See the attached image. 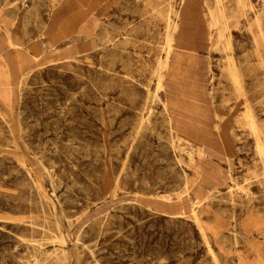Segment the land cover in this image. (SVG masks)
Wrapping results in <instances>:
<instances>
[{"label": "rangeland", "instance_id": "obj_1", "mask_svg": "<svg viewBox=\"0 0 264 264\" xmlns=\"http://www.w3.org/2000/svg\"><path fill=\"white\" fill-rule=\"evenodd\" d=\"M251 1L231 28L240 95L222 45L182 52L158 86L160 13L181 12L187 44L215 0H0V264H264V0ZM185 100L232 119L226 151L179 121L169 106Z\"/></svg>", "mask_w": 264, "mask_h": 264}, {"label": "bare ground", "instance_id": "obj_2", "mask_svg": "<svg viewBox=\"0 0 264 264\" xmlns=\"http://www.w3.org/2000/svg\"><path fill=\"white\" fill-rule=\"evenodd\" d=\"M187 1L193 2L194 0H182L183 7ZM234 2H235V11L227 3H225L224 0H215V5L209 8L210 11L208 10L210 12V22L207 25V27L205 28V31L202 33H196L195 35L194 34L191 35V40L187 44H183V42H181L182 37H183V30H182V26L180 23V21L182 19L181 12L176 11L177 13L176 14L174 13L176 20H178L177 22L174 19H172V17L170 16L171 13H168L166 15H164L163 12L160 13V15L165 20V27L164 28H165V33H166L165 38L167 39V41H166L167 46L165 45L166 48L164 47L165 48V58L164 59L162 58V61L160 63L161 69L165 70V72H160L158 75L159 89L165 90V92L168 93L166 91L167 77L170 75V73L174 69V67H176V65L180 63V60L182 59V54H181L182 52H189L190 51V52L195 53V50L206 49V50H208L209 54H211L214 51H220V46L222 45V46H224V49L222 52H225V55L223 57V59L225 60L224 67L227 70L225 78L227 80L231 81L233 84H235L240 95L243 93V91H242L243 74L241 73V70L238 67L237 60L235 59V55L233 53V49H232V45H231V43H232L231 42V28L233 26L237 27L238 24L240 23L239 19L241 17L246 16L248 11L250 12L249 9L252 8V1L251 0H235ZM162 6H163V4L161 5V7ZM159 7H160V5H159ZM171 9H173V8H171ZM173 11H174V9H173ZM236 11H237V14L236 13L234 14V12H236ZM174 14L172 16H174ZM161 21H163V20H161ZM261 21H262V19H261ZM68 30H69V24L67 22L63 23L59 29L58 36L61 37V36L65 35L68 32ZM208 61H209V59H208ZM158 64H159V62H158ZM9 78H10V76H9ZM183 97H185V95ZM159 101H161V100H159ZM169 107L178 116V119L181 123L194 125L195 129H197V131L200 134H202V135H204V137L208 138V141L204 142L205 146L206 145L208 147L210 145L215 146V144L219 145V146L221 145L222 148L226 151V146L224 144H225V140L227 139V137H226L227 131L231 127L232 119L230 117H226L224 119H221L218 114L217 115H210V114H206V113L204 114L200 111L199 108L192 107V105L189 104V102H187L186 100L183 102H178L176 104H172ZM164 111H165V109H164ZM246 120H247V124L250 128L251 133L256 138L258 145L262 146V142H263L262 137L263 136L261 135L260 128H259L257 121L255 120L254 116L247 113ZM240 126H241V124H240ZM232 129H233V127H232ZM216 132H218V137L215 138L214 134H216ZM206 138L204 140H206ZM256 146H257V144H256ZM227 148H228V146H227ZM260 151H261V148H260ZM211 179L212 178H208V176H206V177L204 176V178L201 179L202 180L201 185L202 186H205L207 184L209 185L210 183H212ZM197 181H195L196 184H197ZM249 183H251V182H249ZM258 201H260V200H258ZM248 204L246 203V206H248ZM251 212H252V210H251Z\"/></svg>", "mask_w": 264, "mask_h": 264}]
</instances>
